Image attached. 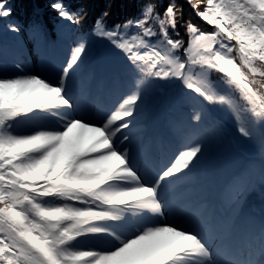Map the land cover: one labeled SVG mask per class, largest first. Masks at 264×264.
<instances>
[{
    "label": "snow or ice",
    "instance_id": "obj_1",
    "mask_svg": "<svg viewBox=\"0 0 264 264\" xmlns=\"http://www.w3.org/2000/svg\"><path fill=\"white\" fill-rule=\"evenodd\" d=\"M134 4L85 33L83 9L50 0L64 45L54 74L0 61V264H264V220L241 219L255 161L221 181L211 157L224 113L264 184V0ZM13 17L0 0L19 37ZM30 39L54 43L39 22ZM177 100L162 142L157 111Z\"/></svg>",
    "mask_w": 264,
    "mask_h": 264
},
{
    "label": "rangeland",
    "instance_id": "obj_2",
    "mask_svg": "<svg viewBox=\"0 0 264 264\" xmlns=\"http://www.w3.org/2000/svg\"><path fill=\"white\" fill-rule=\"evenodd\" d=\"M70 35H66L64 40L70 39ZM21 43L14 47L8 46V51L5 56L8 58L7 64L10 66L13 61L22 62L28 69L34 71H40L42 66L45 65V60L50 58V69L55 72L60 60L64 54V45L62 43H53L51 46L36 50L33 48L32 41L30 39V31L23 29L20 34ZM3 61V60H0ZM159 95H171L172 92L169 89L157 88ZM110 103V98L102 97L98 104L99 108L103 110ZM175 101L169 107H161L156 114L155 131L160 135L162 142H166L167 133L169 132V122L178 121L181 117V108L176 106ZM172 111V114H171ZM221 114V122L223 123L227 136L223 143L213 149L214 153L211 155L212 160L218 164L222 170L221 181H226L231 175L244 168L245 160L242 154L251 157L254 155L255 167L253 169L256 174L254 186L249 190L244 198V202L241 206V219L248 226H258L262 220H264V184H262L259 176L260 170V157L257 149L249 143L237 144L234 129L232 128V122L230 118L224 114ZM249 147L247 151L246 148ZM244 218V219H243Z\"/></svg>",
    "mask_w": 264,
    "mask_h": 264
},
{
    "label": "trees",
    "instance_id": "obj_3",
    "mask_svg": "<svg viewBox=\"0 0 264 264\" xmlns=\"http://www.w3.org/2000/svg\"><path fill=\"white\" fill-rule=\"evenodd\" d=\"M66 2L69 3L73 9H83L85 18L81 29L85 33L94 27L95 20L105 11L109 12V16L105 18L106 23L109 25L118 23L134 15L136 12L134 0H66ZM49 4L50 0H12V6L14 7L13 19L17 21L25 31H30V26L34 22H39L46 27V30L50 33L56 44H63L60 38V22H58L55 13L50 9ZM20 43V36L16 37L14 34L6 32L4 25L0 23V60H8L5 56L6 52H4V50L8 51V46L12 45L17 47ZM95 55L96 52L94 51L93 56L95 57ZM216 77L217 74H212L210 79L214 80ZM169 90L173 94L174 90ZM176 102V106H180L181 108L179 101L177 100ZM218 115L222 118L221 114ZM246 150L248 151L249 147H247ZM213 154L214 153L211 155ZM242 157L245 160L244 167L250 161H254V155L249 157L243 153Z\"/></svg>",
    "mask_w": 264,
    "mask_h": 264
},
{
    "label": "bare ground",
    "instance_id": "obj_4",
    "mask_svg": "<svg viewBox=\"0 0 264 264\" xmlns=\"http://www.w3.org/2000/svg\"><path fill=\"white\" fill-rule=\"evenodd\" d=\"M46 61H47V63H45L46 68L49 69V66H50V59L47 58ZM243 219H244V218H243Z\"/></svg>",
    "mask_w": 264,
    "mask_h": 264
}]
</instances>
